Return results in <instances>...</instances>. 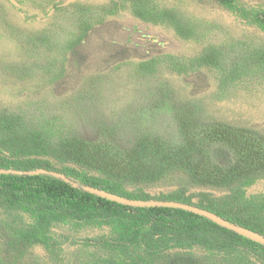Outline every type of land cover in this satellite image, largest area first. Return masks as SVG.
Wrapping results in <instances>:
<instances>
[{
	"label": "rangeland",
	"instance_id": "rangeland-1",
	"mask_svg": "<svg viewBox=\"0 0 264 264\" xmlns=\"http://www.w3.org/2000/svg\"><path fill=\"white\" fill-rule=\"evenodd\" d=\"M16 1L0 0V118L17 132L122 147L142 138L177 147L187 131L212 122L264 135V29L255 19L264 0H236L247 15L216 0ZM131 29L144 48L123 58ZM78 43L85 58L74 62ZM211 157L221 164L232 159L221 145ZM244 194L264 199V178ZM121 230L118 223L96 222L56 228L75 264L109 256L86 238L116 237ZM251 247L171 254H185L188 264H261V252ZM32 251L35 264H52L41 246Z\"/></svg>",
	"mask_w": 264,
	"mask_h": 264
},
{
	"label": "trees",
	"instance_id": "trees-1",
	"mask_svg": "<svg viewBox=\"0 0 264 264\" xmlns=\"http://www.w3.org/2000/svg\"><path fill=\"white\" fill-rule=\"evenodd\" d=\"M216 1L248 14L236 0ZM255 19L264 29V12ZM135 31L123 44V58L144 48L143 37L132 39ZM80 44L72 48L74 62L85 58ZM185 134L177 147L151 145L144 138L122 147L104 139L17 132L0 118V167L45 168L61 175L0 174V264H35L32 250L37 246L52 264H75L63 253L56 232L67 222L122 226L116 237L84 240L108 251L99 264H188L185 254L171 253L200 249L232 254L251 246L259 249L256 257L264 264V245L206 217L178 208L123 205L82 188L195 204L264 235V199L244 194L247 185L264 178V135L224 122L201 123ZM217 145L231 153L229 163L211 157ZM162 186L171 189L152 192Z\"/></svg>",
	"mask_w": 264,
	"mask_h": 264
},
{
	"label": "water",
	"instance_id": "water-1",
	"mask_svg": "<svg viewBox=\"0 0 264 264\" xmlns=\"http://www.w3.org/2000/svg\"><path fill=\"white\" fill-rule=\"evenodd\" d=\"M14 4L18 5V2L16 0H11ZM67 4V3H65ZM0 174H15V175H34V174H48V175H57L61 176L59 174H56L55 172L45 169V168H37V169H30V170H24V169H16V168H3L0 167ZM64 179H66L63 176ZM67 180V179H66ZM69 181V180H68ZM76 186H79V183H75ZM82 188L92 194H95L97 196L107 198L109 200L115 201L117 203L123 204V205H129L133 207H170V208H178L183 209L186 211H190L192 213L201 215L203 217H206L207 219L217 223L218 225L227 228L229 230H232L252 241H255L257 243H260L264 245V235L261 233H258L256 231H253L249 228H246L242 225L236 224L234 222L229 221L228 219L221 217L215 212H212L208 209L199 207L195 204H189L184 203L181 201H174V200H163V199H135V198H129L126 196H122L116 193H112L110 191L100 189L98 187H93L90 185H84Z\"/></svg>",
	"mask_w": 264,
	"mask_h": 264
}]
</instances>
